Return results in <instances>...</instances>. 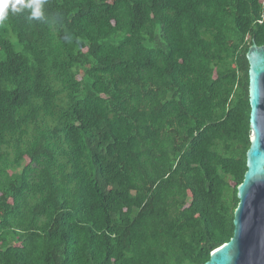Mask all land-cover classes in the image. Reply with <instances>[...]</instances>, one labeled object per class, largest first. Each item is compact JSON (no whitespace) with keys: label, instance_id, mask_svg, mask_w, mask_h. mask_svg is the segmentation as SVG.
Returning <instances> with one entry per match:
<instances>
[{"label":"trees","instance_id":"obj_1","mask_svg":"<svg viewBox=\"0 0 264 264\" xmlns=\"http://www.w3.org/2000/svg\"><path fill=\"white\" fill-rule=\"evenodd\" d=\"M39 10L0 23V264H205L234 234L264 0Z\"/></svg>","mask_w":264,"mask_h":264},{"label":"water","instance_id":"obj_2","mask_svg":"<svg viewBox=\"0 0 264 264\" xmlns=\"http://www.w3.org/2000/svg\"><path fill=\"white\" fill-rule=\"evenodd\" d=\"M249 64V138L247 170L237 187L234 234L205 264H264V47L253 44Z\"/></svg>","mask_w":264,"mask_h":264},{"label":"clouds","instance_id":"obj_3","mask_svg":"<svg viewBox=\"0 0 264 264\" xmlns=\"http://www.w3.org/2000/svg\"><path fill=\"white\" fill-rule=\"evenodd\" d=\"M9 5H11V12L14 14L25 9H31L30 19L41 16L39 10L40 0H0V23L8 18Z\"/></svg>","mask_w":264,"mask_h":264},{"label":"flooded vegetation","instance_id":"obj_4","mask_svg":"<svg viewBox=\"0 0 264 264\" xmlns=\"http://www.w3.org/2000/svg\"><path fill=\"white\" fill-rule=\"evenodd\" d=\"M263 33H264L263 31H259V32L250 31V32H248L244 38L242 45L239 48L240 54L244 55V58H245L246 63H247L246 64L247 65L246 84H247L248 90H249V75H248L249 64H248L246 55H247L248 50L250 49V47L253 44H255L257 47H264V43H259V41L261 42L260 36H262ZM263 41H264V38H263Z\"/></svg>","mask_w":264,"mask_h":264}]
</instances>
